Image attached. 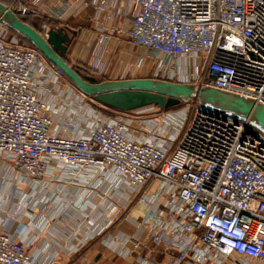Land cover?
<instances>
[{
    "label": "built area",
    "instance_id": "1",
    "mask_svg": "<svg viewBox=\"0 0 264 264\" xmlns=\"http://www.w3.org/2000/svg\"><path fill=\"white\" fill-rule=\"evenodd\" d=\"M59 1L46 17L62 18L75 2L94 8L103 42L127 35L158 58L162 80L264 105V0ZM18 2L12 9L19 16L39 18L46 7L42 0ZM11 32L0 21V167L29 187L96 194L111 202L106 209L113 216L118 205L139 197L147 209L146 238L174 264H264L260 130L204 107L189 118L186 110L143 116L153 107L94 115L78 133L74 126L63 130L47 96L55 93L51 83L60 90L66 75ZM31 261L28 245L0 230V264ZM136 261L157 264L147 255Z\"/></svg>",
    "mask_w": 264,
    "mask_h": 264
},
{
    "label": "crops",
    "instance_id": "2",
    "mask_svg": "<svg viewBox=\"0 0 264 264\" xmlns=\"http://www.w3.org/2000/svg\"><path fill=\"white\" fill-rule=\"evenodd\" d=\"M42 3L46 6L44 12L39 18L33 17V22L40 20L36 26L44 34L53 27L66 29L73 39L65 58L72 65L87 67L100 81L146 78L144 74H137L138 67L143 72L151 63L144 49H136L127 35L104 43L96 28L99 23L94 18V8L75 2L58 19L45 14L50 5L61 2L42 0ZM125 22L127 31L131 18L126 17ZM44 25L47 28L44 29ZM60 90L80 100V95L75 93L81 92L73 85L64 84ZM155 188L156 185L149 187L150 193H154ZM65 191H56L55 185L29 187L0 167V230L28 245L32 256L30 264H132L139 255H147L157 264H174L175 259L146 238L141 225L147 209L142 203L133 205L121 219L109 215L106 209L110 206L109 200L81 191L67 195ZM140 241L145 244L136 247ZM125 251L131 256L124 257L121 253Z\"/></svg>",
    "mask_w": 264,
    "mask_h": 264
},
{
    "label": "water",
    "instance_id": "3",
    "mask_svg": "<svg viewBox=\"0 0 264 264\" xmlns=\"http://www.w3.org/2000/svg\"><path fill=\"white\" fill-rule=\"evenodd\" d=\"M0 21L29 41L56 68L61 70L84 95L123 112L150 106L168 110L192 98L204 108L226 112L249 120L264 134V105L214 87H198L155 78H133L100 81L92 74H81L65 59L72 36L64 27H53L46 34L23 21L10 7L0 2ZM75 34V32H73Z\"/></svg>",
    "mask_w": 264,
    "mask_h": 264
},
{
    "label": "rangeland",
    "instance_id": "4",
    "mask_svg": "<svg viewBox=\"0 0 264 264\" xmlns=\"http://www.w3.org/2000/svg\"><path fill=\"white\" fill-rule=\"evenodd\" d=\"M4 1L10 2V3L13 2V0H4ZM33 19L34 18H32V20ZM35 21L38 24L40 20L35 19ZM11 33H14V31H12ZM136 49L140 50V47H137ZM141 56H144V55H141ZM148 57L151 59L150 66L145 71L143 70V72H141L142 68L138 67L137 74L138 75L144 74L146 78L162 79V74H160L157 70L158 58L150 57V56ZM51 84H52L51 91H54L55 93H50L51 96H47V98H49L50 101L53 100L52 104L56 106V110H55L56 111V115H55L56 123L58 125L59 124L62 125L63 130L65 129L64 128L65 126H71V127L74 126L75 132L78 133L79 126L83 125L86 119H90V117L94 115L110 117V116L118 115L120 112H123V111L110 108L98 102L93 97L84 95L83 93H75L82 97L80 98L79 101H77L72 97V95L67 96L66 93H62V91L59 90L56 87V85L53 86V83ZM64 84H69L71 86L73 85V83L67 77L66 79L64 78ZM73 103H76V104L73 106ZM198 107H203V106L200 104L199 100L192 98L189 101L183 102L180 105L172 107L168 110H162V109L155 107L152 110L145 111L143 113V116H147V117L159 116L163 112H167V111H176V112L184 113V110H186L188 111L187 115L189 118L194 115ZM85 126H89V124ZM139 203H140L139 197H137V199H135L128 206L118 205L120 212L117 214L116 217L117 218L121 217L122 219V217L125 216L127 211H129L133 207V205H136ZM131 263L138 264V262L135 259H133Z\"/></svg>",
    "mask_w": 264,
    "mask_h": 264
},
{
    "label": "trees",
    "instance_id": "5",
    "mask_svg": "<svg viewBox=\"0 0 264 264\" xmlns=\"http://www.w3.org/2000/svg\"><path fill=\"white\" fill-rule=\"evenodd\" d=\"M0 2H2L3 4H5L6 6H8V7H13V6H18L19 5V2H18V0H13V2L12 3H10V2H6V1H4V0H0ZM13 5V6H11V5ZM10 5V6H9ZM23 21H25V22H27L28 24H30L31 26H33V27H35V28H37V26H36V23H34L33 22V20H32V18L33 17H31V16H19ZM25 41L28 43V44H30V45H32L29 41H27L26 39H25ZM66 59V58H65ZM66 61L67 62H69L67 59H66ZM70 63V62H69ZM71 64V63H70ZM72 65V64H71ZM73 67H75V68H77V69H80V73L81 74H91L92 73V71L90 70V69H88L87 67H84V66H75V65H72Z\"/></svg>",
    "mask_w": 264,
    "mask_h": 264
}]
</instances>
